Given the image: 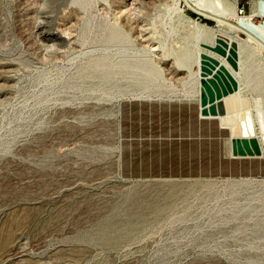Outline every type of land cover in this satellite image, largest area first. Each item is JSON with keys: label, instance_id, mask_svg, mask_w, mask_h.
Listing matches in <instances>:
<instances>
[{"label": "rangeland", "instance_id": "374dc122", "mask_svg": "<svg viewBox=\"0 0 264 264\" xmlns=\"http://www.w3.org/2000/svg\"><path fill=\"white\" fill-rule=\"evenodd\" d=\"M253 1L0 0V264H264V155L229 154L180 64L192 21L264 62ZM124 62L144 85L106 83Z\"/></svg>", "mask_w": 264, "mask_h": 264}, {"label": "bare ground", "instance_id": "6f19581e", "mask_svg": "<svg viewBox=\"0 0 264 264\" xmlns=\"http://www.w3.org/2000/svg\"><path fill=\"white\" fill-rule=\"evenodd\" d=\"M202 6L209 8L213 14L224 13L227 9L220 2L213 5L208 1ZM122 8L115 12V17L117 20L124 19L125 21L126 15H128L125 13L128 8ZM200 11L202 13L209 12L203 8ZM254 14L253 12L252 15ZM257 14L264 15V10L257 12ZM142 23H144L143 20H135V24H139L137 26L139 40L142 44L145 43L143 45H147L146 42L149 40L148 27H144ZM238 25L247 32L248 36L256 39L264 46V21L254 22L250 16L249 18H238ZM188 33V36L193 41H186L187 46L183 47L182 62L180 64L188 67L184 82H188L192 75H194L197 82L198 110H201L200 106L203 103L207 104L205 106L207 115L200 116L199 113V117L215 118L219 127L229 130L228 144L231 156H263L264 100L259 98V96L247 97L243 92L252 83L259 91L264 90V62L254 59L253 53L250 52V49L248 51V47H246L247 49L241 47L235 39L226 37L224 33H213L206 24L192 21ZM56 35L59 37L62 34L57 33ZM214 37H216V45L214 47L209 46L207 49L201 47L200 44L213 41ZM155 48L153 47L150 50H155ZM190 59H192L193 68L192 65L188 66L186 62ZM202 60L209 62L210 67H212L211 74H203L201 71ZM108 65H110L108 66L109 69L105 72L106 83L112 85V88L122 87V82H124L123 87L136 83H139L141 86L148 79V72L143 70L139 65L124 62L118 65L117 69L111 63H108ZM202 79L211 88L216 99L221 98L212 105L216 111L215 115L211 113V105L207 103L208 93L205 86L201 83ZM226 94L228 95L225 96ZM148 97L137 95L132 98L148 99Z\"/></svg>", "mask_w": 264, "mask_h": 264}, {"label": "water", "instance_id": "95a60500", "mask_svg": "<svg viewBox=\"0 0 264 264\" xmlns=\"http://www.w3.org/2000/svg\"><path fill=\"white\" fill-rule=\"evenodd\" d=\"M212 67H210V64L207 60H202V65H201V71L203 72V74H211L212 73ZM201 83L205 86L206 90H207V93H208V105H211L210 106V109H211V113L213 115L216 114V111L214 110V106H212L214 104L215 101H218L220 100L221 98H217L215 97L214 93L212 92L211 88L206 84V82L204 81V79L201 80ZM228 94H226L225 96H227ZM223 96V97H225ZM207 104L206 103H203L201 106H200V109L199 110V113H200V116H206L207 115V109L205 108Z\"/></svg>", "mask_w": 264, "mask_h": 264}, {"label": "built area", "instance_id": "2783aa9c", "mask_svg": "<svg viewBox=\"0 0 264 264\" xmlns=\"http://www.w3.org/2000/svg\"><path fill=\"white\" fill-rule=\"evenodd\" d=\"M253 6V12L254 17L259 18V21H264V15H258L257 12L264 10V0H254L252 4H250ZM238 12L241 13L243 12L242 8H238Z\"/></svg>", "mask_w": 264, "mask_h": 264}]
</instances>
